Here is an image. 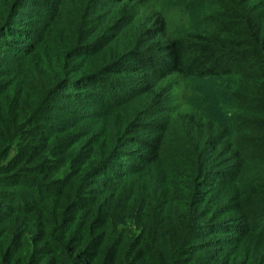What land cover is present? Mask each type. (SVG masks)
<instances>
[{
  "label": "trees",
  "instance_id": "trees-1",
  "mask_svg": "<svg viewBox=\"0 0 264 264\" xmlns=\"http://www.w3.org/2000/svg\"><path fill=\"white\" fill-rule=\"evenodd\" d=\"M158 1L0 0V122L19 137L34 89L73 111L0 154V264H264V0ZM174 78L236 80L230 124L173 107Z\"/></svg>",
  "mask_w": 264,
  "mask_h": 264
},
{
  "label": "rangeland",
  "instance_id": "rangeland-1",
  "mask_svg": "<svg viewBox=\"0 0 264 264\" xmlns=\"http://www.w3.org/2000/svg\"><path fill=\"white\" fill-rule=\"evenodd\" d=\"M193 1L195 0H163L154 3V8L157 11L171 13L176 12L180 8V6L185 5V3L189 2L190 4ZM183 11L185 10L183 9ZM199 11L200 6H195L193 12H188V14L185 15V22L181 26H179V28H177L178 34H184L197 29L196 24L200 22V18L198 17ZM172 15H175V18L177 17L176 14ZM11 68V66L1 67L0 73L9 71ZM6 80L7 79L3 77V75H0V83L6 82ZM174 82L175 83L173 85L174 88L172 92V105L173 107H176L178 111L195 113L205 120L213 121L219 124L222 128H226L230 124V122L227 121L229 119L230 112V108L228 106L230 102V95L228 94L230 91L235 92L234 90H237L236 88L238 87V82L236 80L212 79L202 81L193 78H174ZM41 92L43 91L34 89L31 93H26L25 97L23 98L24 107L21 108L22 118L19 120L17 125L15 124V126L19 130V137H16L15 131L11 127L10 123H7L5 121L0 122V154L5 155L6 161L13 157H16L20 149L22 150L26 147H29L31 149L39 146V144L36 142L39 141V137L42 136V129H44L45 126L56 123L52 118H55V116H57L65 117L64 119H66L72 116L73 111L67 109V104L60 101L55 102V100L52 99V96H49V94L47 93ZM6 114V116H8L11 114V112L8 113V111H6ZM76 114H78L77 111ZM77 122L78 121H76V123ZM17 143L19 144V146H16ZM73 170H75V168L70 170L67 165H64V167H62L57 175H59L61 178H65L67 174ZM77 187L78 185H76V188ZM125 199L126 195L124 194L121 199V205L117 206L116 209V213L120 214V216H122L126 212V206L124 204ZM251 202L255 203L254 199H251ZM82 204L83 203H81V205ZM83 206L85 205H82V207ZM78 215L81 214L79 213ZM85 217L86 216H84L82 219H85ZM132 222L134 223V221ZM259 222L261 223L262 228H264L263 215L260 217ZM7 223L8 221L2 222L0 220V231L4 229ZM113 227L117 230L115 234L117 235L119 233L118 230H121V228H115V223H113ZM120 239H122V235ZM1 241L2 240H0V257L6 252V248L10 245L9 242L5 243ZM111 247L112 250L113 247L115 249L114 245H111ZM26 256V253L19 254L18 258L20 261L14 264H22ZM10 262L12 263V261Z\"/></svg>",
  "mask_w": 264,
  "mask_h": 264
}]
</instances>
